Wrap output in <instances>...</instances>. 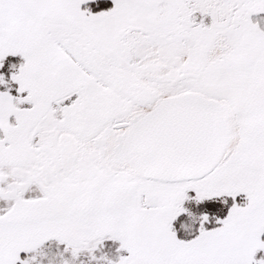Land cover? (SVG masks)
Wrapping results in <instances>:
<instances>
[{
  "label": "snow or ice",
  "instance_id": "1",
  "mask_svg": "<svg viewBox=\"0 0 264 264\" xmlns=\"http://www.w3.org/2000/svg\"><path fill=\"white\" fill-rule=\"evenodd\" d=\"M88 3L0 0V264H264V0Z\"/></svg>",
  "mask_w": 264,
  "mask_h": 264
},
{
  "label": "trees",
  "instance_id": "2",
  "mask_svg": "<svg viewBox=\"0 0 264 264\" xmlns=\"http://www.w3.org/2000/svg\"><path fill=\"white\" fill-rule=\"evenodd\" d=\"M111 6H112L111 0H91L90 3L83 5V7L90 8L93 12L107 10ZM10 60H12V58H8L6 62L7 63L10 62ZM2 72L5 73V75L7 76V79L9 80L8 77H10L11 70L8 71L4 66V69H2ZM14 87L15 86H13V88ZM0 88L3 89V86L0 85ZM224 201H227V203H224ZM244 202H245L244 197L239 196L236 198V203L243 204ZM232 203L233 201L231 197L225 196V197L214 198L211 201H205L199 205L195 204L193 208V212L195 213L207 212L209 216H212V217L218 216L220 218H223L224 216L227 215V211L232 206ZM215 226L216 225L213 224V225H210L208 228H212ZM179 236L180 238H185L183 230L179 232ZM54 245H55V242H53V244H51V246L49 247H53ZM85 264H87L86 261H85Z\"/></svg>",
  "mask_w": 264,
  "mask_h": 264
},
{
  "label": "rangeland",
  "instance_id": "3",
  "mask_svg": "<svg viewBox=\"0 0 264 264\" xmlns=\"http://www.w3.org/2000/svg\"><path fill=\"white\" fill-rule=\"evenodd\" d=\"M254 19H259L261 21V24L262 26H264V14H262L261 16H258V17H254ZM4 66L5 68L10 71L12 70V63L11 62H6V60L4 61ZM4 69V67L2 68ZM2 69H0V73L4 74V72H2ZM4 71V70H3ZM6 76V75H5ZM189 195H192L194 196V193H189ZM196 202L194 200H191V201H187L185 202V207L188 208L189 210H191L193 212V208L195 206ZM195 213V212H194ZM197 216H199L201 213H195ZM210 217V221L209 223L206 225V227L208 228L210 225H213L215 224V218H220L218 216H209ZM182 222H185V223H191V221L188 219L187 216H183L180 218ZM199 227V223H195V224H192V228L193 230L195 229H198ZM184 236H186V233L184 232ZM51 244H53V242H49V244L47 245L48 247L51 246ZM56 247V244L51 247L53 249H55ZM119 247V243H117V241H105L104 242V245H103V248H102V252L104 253H107L110 257H113L115 258L116 257V249ZM99 254V253H97ZM84 259L86 262H87V259L86 258H82Z\"/></svg>",
  "mask_w": 264,
  "mask_h": 264
},
{
  "label": "crops",
  "instance_id": "4",
  "mask_svg": "<svg viewBox=\"0 0 264 264\" xmlns=\"http://www.w3.org/2000/svg\"><path fill=\"white\" fill-rule=\"evenodd\" d=\"M82 7H83V5H82ZM8 58H12V60H10V62L12 63V65H16V68L11 70V73H10V77H11L12 72L15 71V70H18L19 64L23 63V59L20 56H15V57L8 56L5 60H7ZM10 77H8L9 81H10ZM5 78H6V80H8L7 76H5ZM0 90H4V89L0 88ZM241 196L243 197V195H241ZM117 243H119V242L117 241Z\"/></svg>",
  "mask_w": 264,
  "mask_h": 264
}]
</instances>
